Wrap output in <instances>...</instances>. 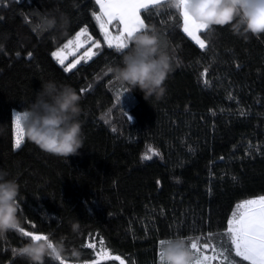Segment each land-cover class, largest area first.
Masks as SVG:
<instances>
[{"label": "trees", "instance_id": "obj_1", "mask_svg": "<svg viewBox=\"0 0 264 264\" xmlns=\"http://www.w3.org/2000/svg\"><path fill=\"white\" fill-rule=\"evenodd\" d=\"M97 7L94 0H0V169L20 186L19 228L34 224L37 234L63 243L65 264H119L109 258L116 255L125 264H158L161 239L224 232L237 203L264 194V34L217 26L203 33L200 49L183 33L179 10H150L148 32L172 71L164 95L146 100L115 79L112 69L129 49L107 48L92 16ZM48 14L66 15L68 28L42 26ZM81 27L102 52L66 72L52 52ZM48 80L81 97L84 148L68 159L42 151L26 132L14 147V111H24ZM19 228L0 236V264H29L13 254L31 240ZM101 240L109 255L96 257Z\"/></svg>", "mask_w": 264, "mask_h": 264}, {"label": "clouds", "instance_id": "obj_2", "mask_svg": "<svg viewBox=\"0 0 264 264\" xmlns=\"http://www.w3.org/2000/svg\"><path fill=\"white\" fill-rule=\"evenodd\" d=\"M187 13L207 30L231 26L237 35L254 36L264 34V0H187L183 5ZM69 18L61 14L59 19L48 14L42 26L49 29L66 30ZM172 71L168 54L159 50L156 35L143 32L135 35L131 47L123 56L121 64L112 72L115 79L130 89H139L147 100L155 95H164L165 81ZM81 97L70 85H60L54 80L42 82L35 100L21 113V125L27 137L42 151L63 158L80 154L84 148L85 136L79 116ZM9 173L0 169V236L20 226L18 197L20 186L15 179H8ZM79 224L73 223V232L79 231ZM160 251L163 264H192L193 253L184 237L164 238ZM16 255L29 264H45L46 258L59 261L65 255L61 242L49 239H31L16 251ZM78 256L77 251H72Z\"/></svg>", "mask_w": 264, "mask_h": 264}, {"label": "snow or ice", "instance_id": "obj_3", "mask_svg": "<svg viewBox=\"0 0 264 264\" xmlns=\"http://www.w3.org/2000/svg\"><path fill=\"white\" fill-rule=\"evenodd\" d=\"M186 2L187 0H94L98 7L92 12V16L99 25L107 48L109 50L116 49L123 53L131 46L132 38L135 35L148 32L149 25L146 23L145 16L150 10L167 4L170 8L179 10L183 21V33L194 41L200 49H204L206 39L203 38V33L207 31V27L197 23L187 13L183 7ZM86 43L91 46L85 48ZM93 47L96 49L95 51L92 50ZM80 49H85L83 54L74 62L66 64L65 61L68 56L75 57ZM101 52L102 45L100 42L92 39L87 27H81L75 33L74 38L68 39L62 48L52 52V56L63 66L64 71L72 72L82 61H90L100 55ZM81 91H85V89H81ZM122 91L127 93L128 89L124 87ZM119 99L120 94L118 93V103ZM127 118L132 119L130 115ZM20 121L21 116L17 114L14 121L16 132L14 147L17 149L21 148L24 142V129ZM147 158L150 159V157ZM32 228L33 231H24L22 228L19 230L23 232L24 236L31 239H49L47 234H37L34 224ZM216 237H219V240H216ZM201 240L204 242L201 243ZM214 240L216 242H213ZM225 240L227 246H225ZM187 243L194 256L192 264H214V262L216 264H243V262L264 264V194L237 203L231 212V217L227 220L226 231L209 232L206 236H189ZM163 244L164 240L161 239L159 241L160 249H162ZM101 245V249L95 254L96 257L108 256L109 254L103 248V240H101ZM85 247L95 249L97 246L94 243H88ZM209 249H211V254H207ZM16 251L13 249L14 255ZM237 257L239 260L235 259ZM109 258L118 261L119 264H125L119 255ZM59 261L60 264H65L63 258H60ZM158 264H163V255L160 250Z\"/></svg>", "mask_w": 264, "mask_h": 264}, {"label": "rangeland", "instance_id": "obj_4", "mask_svg": "<svg viewBox=\"0 0 264 264\" xmlns=\"http://www.w3.org/2000/svg\"><path fill=\"white\" fill-rule=\"evenodd\" d=\"M92 39H93V38H92ZM90 46H91L90 44H87V43H86L85 48L90 47ZM81 50H82V49H80V50L77 52V54H76L75 57H73V56H68V58L66 59L65 62H67V63H69V62H74L75 59H78L79 56L83 54V51H84L85 49H84L83 51H81ZM92 50L95 51L96 49L93 47ZM57 51H58V50H57ZM67 63H66V64H67ZM21 112H23V111L15 110V111H14V114H15V113H21ZM14 121H15V120H14ZM24 133H25V131H24ZM24 135H25V134H24ZM15 139H16V132H15V122H14V143H15ZM207 254H211V253H207Z\"/></svg>", "mask_w": 264, "mask_h": 264}, {"label": "crops", "instance_id": "obj_5", "mask_svg": "<svg viewBox=\"0 0 264 264\" xmlns=\"http://www.w3.org/2000/svg\"><path fill=\"white\" fill-rule=\"evenodd\" d=\"M115 34V33H114ZM104 40V39H103ZM105 42V41H104Z\"/></svg>", "mask_w": 264, "mask_h": 264}]
</instances>
